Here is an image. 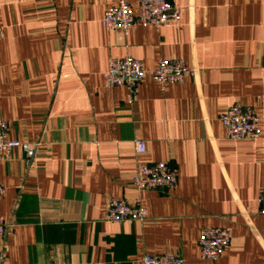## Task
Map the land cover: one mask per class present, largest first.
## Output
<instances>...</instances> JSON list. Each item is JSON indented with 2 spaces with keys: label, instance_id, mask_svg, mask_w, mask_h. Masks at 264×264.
<instances>
[{
  "label": "crops",
  "instance_id": "0c3cea01",
  "mask_svg": "<svg viewBox=\"0 0 264 264\" xmlns=\"http://www.w3.org/2000/svg\"><path fill=\"white\" fill-rule=\"evenodd\" d=\"M115 1L0 0V119L35 149L0 162L5 264H264V0H167L177 26L127 35L102 26ZM125 56L146 70L180 59L195 75L164 89L146 77L129 103L124 86L103 85L108 60ZM231 106L253 109L258 139L226 138ZM157 162L176 169L175 188L136 192L137 165ZM111 198L139 200L146 220L103 222ZM204 228L230 232L216 261L200 257Z\"/></svg>",
  "mask_w": 264,
  "mask_h": 264
},
{
  "label": "built area",
  "instance_id": "2783aa9c",
  "mask_svg": "<svg viewBox=\"0 0 264 264\" xmlns=\"http://www.w3.org/2000/svg\"><path fill=\"white\" fill-rule=\"evenodd\" d=\"M134 12L126 0H116L108 5L102 15V26L109 31H118L127 35L136 27L150 26L155 30L168 26H177L180 22L181 9L167 0H136ZM195 70L180 59H161L152 70H146L139 60L125 56L110 58L103 74L105 88L124 86L129 92V103L135 98L140 82L146 77L154 81L161 89L170 85L181 84L192 78ZM219 121L227 139L232 141L256 140L261 135L260 121L250 107L231 106L220 116ZM9 126L0 119V162L8 160L13 150L22 156L32 158L34 146L9 139ZM136 155L145 152L143 141L134 142ZM176 169L167 163L157 162L151 165L138 164L131 180V187L136 192L165 190L171 191L177 184ZM4 188L0 184V197ZM259 213L264 215V194L257 200ZM147 213L139 200L127 203L120 199L108 200L102 221L106 223L133 225L146 220ZM8 226L0 217V242L7 234ZM230 242L227 228H204L200 231L197 246L200 257L205 260H218ZM142 264H184L179 256L166 254L161 256L143 255ZM0 264H5L4 249H0Z\"/></svg>",
  "mask_w": 264,
  "mask_h": 264
}]
</instances>
